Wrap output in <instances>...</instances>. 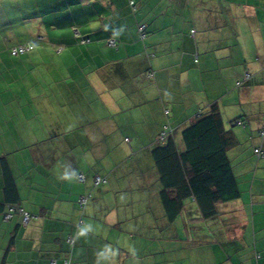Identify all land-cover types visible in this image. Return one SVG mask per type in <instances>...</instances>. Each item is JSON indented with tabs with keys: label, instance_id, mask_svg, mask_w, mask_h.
Masks as SVG:
<instances>
[{
	"label": "crops",
	"instance_id": "crops-1",
	"mask_svg": "<svg viewBox=\"0 0 264 264\" xmlns=\"http://www.w3.org/2000/svg\"><path fill=\"white\" fill-rule=\"evenodd\" d=\"M168 1L178 2L176 8L181 3L183 7L188 2L197 3L206 12L214 34L211 47L218 50L212 67L207 68L210 72L202 75V69L197 68L198 72L185 79L182 72H190L187 66L193 62L184 64L182 59L178 71L177 67L167 66V72L158 78L157 70H152L153 63L144 56L145 46L127 41L134 28L135 41L144 43L149 26L140 20L128 31L125 16H118L121 22L117 39L112 38L114 45L109 44L110 38L109 47L101 46V38L96 36L97 40L92 37L94 43L83 42L84 47L53 48L48 64L51 90L40 84L37 75L41 73L23 69L25 63L11 64L23 71L18 76L7 70L5 76L13 77L19 89L11 94L4 87L6 92L0 94V99L4 95L0 104V264H65V259L69 264H187L183 258L187 253L182 252L185 247H190L189 255L194 257L190 264H217L212 244L206 242L209 250L204 252L202 245H188V236L207 239L214 234L225 240L229 231L233 236L252 239H246L244 247L238 248L230 260L224 259V264H264V199H258L264 194L263 185L256 192L254 180L251 184L256 202L249 203V214L246 206L244 214L221 202L216 204L214 215L204 217L189 196L183 199L179 212L171 216L152 154L153 148L168 136H172L179 151L184 150L181 131L196 117L216 110L227 132V155L246 138L258 159L257 167L264 170V0ZM149 21L161 28L166 18L161 13L153 14ZM242 28H248L243 36L239 33ZM223 30L230 32L231 38L217 35ZM249 31L254 42L248 38ZM234 37L238 42H231ZM226 38L227 42L222 41ZM39 61L42 64V59ZM239 64L251 72L241 86L214 93L212 86L207 90L205 85L204 97L211 91L207 107L197 109L194 103L188 106L177 85L188 79L224 82L230 78L231 82L244 74ZM1 69L4 72L0 66ZM56 69L64 71L56 73ZM160 80L168 89L159 92L163 109L156 106L154 99L156 82ZM61 81H65L67 89H63L65 85L53 86V82ZM64 98L66 104L62 105L60 99ZM165 110L172 131L161 135L164 140L156 139L158 131L152 143L135 147L130 145L133 139L123 137L124 128L135 130L137 137L140 122L153 125ZM123 142L130 145L125 153ZM255 148L260 149V156ZM232 156V160L241 159L239 153L232 152ZM228 158L236 179L229 155ZM65 173L68 178H61ZM80 173L84 182L77 179ZM96 176L105 181L95 184ZM261 176L264 178L263 173ZM85 194L87 203L80 207L78 198ZM8 203L14 204L15 210L5 220ZM20 210L31 214L25 225ZM237 213L244 217H237ZM69 236L74 243L67 241Z\"/></svg>",
	"mask_w": 264,
	"mask_h": 264
},
{
	"label": "rangeland",
	"instance_id": "rangeland-1",
	"mask_svg": "<svg viewBox=\"0 0 264 264\" xmlns=\"http://www.w3.org/2000/svg\"><path fill=\"white\" fill-rule=\"evenodd\" d=\"M163 6H162V4ZM140 4V5H139ZM166 4H170L168 0H154V2L149 3L147 0H143L139 3V0H0V66L3 70H0V94L5 93L3 88L11 91V94H16L18 85H15L14 78L5 76L11 71L15 76L23 74V71L17 67H10L14 63H25L23 69L30 71V73H41L37 75L40 84L44 89H50V83L52 81L51 70L48 64L50 63V58L52 55V50H60L64 46L67 50L74 49L82 44L83 39H89L94 43L92 37L97 40L96 36L101 38L98 43L101 46L109 47L108 41L111 38L117 39V26L120 25V19L118 16H125V23L128 26V31L135 26V24L144 20V22L149 26L147 28V39L145 42H137L134 39V28L129 32V39L127 41L133 42L137 46L144 45L145 57L149 58L153 63L152 70H157V77H162L163 72H167L170 67H177V71L180 69V63L183 59L184 64L186 61H192L191 66H187L190 72H182V76L186 79L191 77L192 74L198 72L197 68L202 69V75L205 72H210L209 69L212 65L211 63L215 60L213 58L214 53H218V50L211 47L210 40L214 34H211L212 25L208 24L206 12L198 7L197 3L188 2L186 6L183 7V3L176 8L178 2L171 1L170 7L165 8ZM183 10L185 12L183 13ZM165 15L166 22L165 26L158 28L157 25L153 26L152 21H149L151 16L157 14ZM139 25V24H138ZM136 25V27L138 26ZM75 28L79 29L76 33ZM248 29V28H247ZM247 29L242 28L239 32L245 33ZM149 31V33H148ZM223 34L224 36H229L231 38V33H227L225 30L221 33H217L218 36ZM208 38L206 42L204 38ZM177 38V39H175ZM248 38L251 42H254L253 34L249 31ZM169 40H172L169 42ZM241 41V39L239 38ZM161 41V44L157 46L154 42ZM222 41L227 42L226 39ZM32 43V48L30 52H25L20 55L12 56L10 54V48L12 45L18 43ZM231 42H238L234 37ZM171 43V45H170ZM46 46V47H45ZM49 48V50H45ZM114 51H117L113 47ZM231 52H234L232 49ZM154 56H151V54ZM235 53V52H234ZM236 57V53L233 56ZM42 59V64L40 63ZM37 61V63H36ZM196 64V67L193 66ZM223 66V65H222ZM8 67V68H7ZM242 69V76H236L230 81L227 78L223 81H194L186 80L177 85L181 93H184L188 106L194 103L196 108L205 109L207 107L208 100L210 99V93L204 97L208 87L212 86V91L214 93L227 91V88H231L234 85L236 87L243 84V79L251 76V72L248 67H243V65H238ZM182 68V67H181ZM25 71V74L28 73ZM63 70H55V72H62ZM227 71V70H226ZM4 74V75H2ZM10 74V75H11ZM201 75V70H200ZM248 75V76H247ZM35 80L36 76H33ZM6 80V81H5ZM27 85H29V79H26ZM12 81V82H11ZM161 81V80H160ZM11 82V83H10ZM65 85L63 89H67L65 81L61 83H54L53 86ZM158 85V86H157ZM165 82H156V95L154 97L156 106L163 109L162 103L159 101V92L163 93L168 89L164 87ZM41 89V86H38ZM173 90V87H172ZM230 92V91H228ZM15 98L16 97H12ZM37 98L36 101H38ZM93 100V98H91ZM65 105L66 98L60 99ZM4 101V95L1 96L0 104ZM50 104V102L48 101ZM94 104V103H93ZM92 104V105H93ZM199 105V106H198ZM163 113V112H162ZM167 110L162 115H158L157 119L154 121L153 125H147L144 122L139 123L138 136L135 137V130L123 129V137H128L133 139L130 145L135 147H140L146 143H152L154 136L157 134L156 139L159 140L161 135L172 131L169 129L167 124ZM140 119V118H139ZM13 124V122H12ZM166 125V126H165ZM160 126L158 129H154ZM122 131V130H121ZM167 132V133H166ZM237 132V131H236ZM179 134V131L174 132ZM178 138V136H177ZM241 139V137H240ZM178 140V139H177ZM129 143L123 142V151L126 152V148L130 146ZM114 146V145H113ZM109 147V146H108ZM253 146H251L250 141L245 138L240 140L239 145L233 150L228 151V155L232 160V152L236 154H241L240 160H232V164L235 168L236 181L239 188V197L228 201L227 204L234 208L236 207L238 212H243L245 210L243 206L247 207V213L249 214V209L251 202H256V198L251 195V184L254 180V191H259L264 186V178L261 174H264V170L259 166L257 167V157L253 153ZM114 148H112V151ZM237 156V155H235ZM245 159L242 161V159ZM258 170V171H257ZM255 178V179H254ZM263 182V183H260ZM259 200L264 199V194L261 195ZM249 204V205H248ZM242 207V209H238ZM244 214H236L237 217H244ZM227 237L225 240L217 239L213 234L209 238H195L194 235H189L188 245H202L204 252L209 250L205 246L208 242L213 245V255L214 260L217 264H224L226 261L224 259L230 260V256L238 251V248L244 247L246 239H250V236H245L240 238L237 235L233 236V232H226ZM249 234V232H248ZM252 239V238H251ZM190 247H185L182 249L183 253H187L185 262L190 264L194 257L190 256ZM210 252V251H209ZM212 255V254H210ZM253 258V257H252ZM263 258V257H261ZM236 257H232V260H236ZM240 259H247L246 256H241Z\"/></svg>",
	"mask_w": 264,
	"mask_h": 264
},
{
	"label": "trees",
	"instance_id": "trees-1",
	"mask_svg": "<svg viewBox=\"0 0 264 264\" xmlns=\"http://www.w3.org/2000/svg\"><path fill=\"white\" fill-rule=\"evenodd\" d=\"M226 134L220 113L211 110L193 119L181 131L184 150L177 149L172 136L153 148L154 161L164 185V202L171 216L179 212L183 199L189 196L195 199L204 217L215 214L217 203L239 197L227 155ZM104 181L101 178L100 182ZM9 205L14 206L6 204Z\"/></svg>",
	"mask_w": 264,
	"mask_h": 264
},
{
	"label": "built area",
	"instance_id": "built-area-1",
	"mask_svg": "<svg viewBox=\"0 0 264 264\" xmlns=\"http://www.w3.org/2000/svg\"><path fill=\"white\" fill-rule=\"evenodd\" d=\"M140 30H141V32L144 30V25H142V26L140 27ZM75 31H76V33H77L78 30H75ZM141 36H144V33H142ZM88 40H89V39H83L82 42H86V41H88ZM115 43H116V42H115L114 39H111V40L109 41V44H111V45H114ZM31 48H32V44H31V43H20V44H17V45H15V46H13V47L10 49V53H11V55L16 56V55H20V54H22V53L28 52ZM247 76H248V75H247ZM163 138H164V136H161V139H162V140H163ZM254 152H255L256 154H258L259 156L261 155V151H260L259 148H255V149H254ZM77 179H78L80 182H84V181H85V177H84V175L81 174V173L77 175ZM100 181H101V178L98 177V176H96V177H95V183L97 184V183H99ZM87 199H88V196H87V195H81V196H79V198H78V203H79L80 207H83V206L86 204ZM14 210H15V208H14L13 206H10V205H9L8 208H7V212H6L5 215H4V219H5V220H9V219L12 217V215H13V211H14ZM20 211H21V213H22V223L25 225V224H27V222H28L29 219L31 218V214H30L29 212H27V211H23V210H20ZM67 241H68L70 244L74 243V239H73L71 236H69V237L67 238ZM64 263H65V264H69L70 262H69L68 259H65V260H64ZM52 264H55V262L52 261Z\"/></svg>",
	"mask_w": 264,
	"mask_h": 264
},
{
	"label": "clouds",
	"instance_id": "clouds-1",
	"mask_svg": "<svg viewBox=\"0 0 264 264\" xmlns=\"http://www.w3.org/2000/svg\"><path fill=\"white\" fill-rule=\"evenodd\" d=\"M61 178H63V179H67V178H68V174L65 173L64 176H62Z\"/></svg>",
	"mask_w": 264,
	"mask_h": 264
}]
</instances>
